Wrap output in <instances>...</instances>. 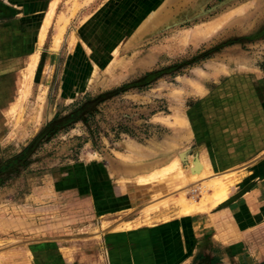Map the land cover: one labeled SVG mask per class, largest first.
Returning <instances> with one entry per match:
<instances>
[{
	"label": "rangeland",
	"instance_id": "rangeland-1",
	"mask_svg": "<svg viewBox=\"0 0 264 264\" xmlns=\"http://www.w3.org/2000/svg\"><path fill=\"white\" fill-rule=\"evenodd\" d=\"M114 1L0 0V26L30 33L39 64L24 140L40 138L4 183L13 204L34 187L70 188L65 196L52 192L50 220L59 229L49 237L75 250L77 264L93 263L101 236L116 226L183 229L198 221L205 226L196 225L191 264H234L223 255H239L236 244L246 247L248 264H264V192L239 194L236 179L208 173L193 156L185 123L187 108L214 77L264 69V0H158L116 53L117 64L98 70L78 39L80 28L111 2L107 17L130 13V4ZM113 180L118 197L100 188ZM111 209L117 214L102 217ZM248 220L256 224L239 244ZM207 234L216 246L206 243ZM12 238L0 242V264L48 263L31 250L48 235Z\"/></svg>",
	"mask_w": 264,
	"mask_h": 264
},
{
	"label": "crops",
	"instance_id": "crops-1",
	"mask_svg": "<svg viewBox=\"0 0 264 264\" xmlns=\"http://www.w3.org/2000/svg\"><path fill=\"white\" fill-rule=\"evenodd\" d=\"M122 2L130 4L129 14L113 13L107 17L105 11L111 9V2L81 25L79 34L82 33L83 38L78 39L82 40L92 64L98 70L117 64L119 58L116 53L126 38L147 14L156 12L161 5L158 0ZM114 3L117 4V0ZM32 39L30 33L18 35L14 29L0 26V208H4L0 219V242L12 236L13 241L19 242L24 235H48L47 239L31 247L34 256L38 260H48L47 264H77L78 255L73 254L75 250L68 247L65 241L57 240L56 236L49 237L56 235L55 231L59 229L50 220L53 208L50 202L54 200L52 192L65 196L70 188L56 185L53 188L34 187L26 200L14 203L16 213L13 214L10 211L13 207L11 193L8 185H4L10 175L18 173L14 166L23 161L19 157L34 138L24 140V131L30 126V123L24 122L25 114L33 113L36 103L32 88L35 79H39V64L35 65V55L31 52ZM214 79L206 92L185 112L193 156L206 164L208 173L236 179L233 184L239 194H260L264 192V69L238 70ZM26 88L29 89L25 93ZM110 178L113 179L112 176ZM114 184V180L113 183L101 181L100 188L107 195L118 197L121 193L117 192ZM86 199L93 201L91 197ZM109 211L111 213L102 217L117 214L113 209ZM126 223L134 222L128 220ZM202 223L188 224L183 229L179 224L159 222L123 228L116 226L101 236L99 251L91 264H191L198 255L194 245L197 229L205 226ZM254 224L252 220L242 224L246 230L241 231L242 236L237 243L246 244L249 241L247 236L251 229L247 228ZM206 226L211 225L208 223ZM214 237L210 239L207 234L209 239L206 243L213 247L216 246ZM243 246L237 247L236 244L233 247L234 252H240L239 255L225 254L223 257L231 261L235 259L234 264H248L250 255L242 253Z\"/></svg>",
	"mask_w": 264,
	"mask_h": 264
},
{
	"label": "trees",
	"instance_id": "trees-1",
	"mask_svg": "<svg viewBox=\"0 0 264 264\" xmlns=\"http://www.w3.org/2000/svg\"><path fill=\"white\" fill-rule=\"evenodd\" d=\"M64 122H65V121H64ZM55 126H56V123L51 124V126H49V127L47 128V130H45V132L53 130V128H55ZM45 132H44V133H45ZM39 138H40V135H38L37 138L35 139V141H33V143H32L27 149H25L24 153H23L19 158H24V157H26L27 154H29V152L31 151V148H33V146H34V142L38 141ZM19 158H18V159H19Z\"/></svg>",
	"mask_w": 264,
	"mask_h": 264
},
{
	"label": "bare ground",
	"instance_id": "bare-ground-1",
	"mask_svg": "<svg viewBox=\"0 0 264 264\" xmlns=\"http://www.w3.org/2000/svg\"><path fill=\"white\" fill-rule=\"evenodd\" d=\"M43 32L45 33V29L43 30ZM44 33H42V35H44V36H45V34H44ZM44 36H43V37H44ZM41 38H42V36H41ZM33 58H34V57H33ZM32 61H33V60H32ZM35 62H36V61H35ZM30 64H31V63H30ZM32 65H34V64L32 63ZM35 65H36V63H35ZM30 66H31V65H29V68H30ZM33 67H34V66H33ZM31 69H32V67H31ZM221 194H222V195H223V194H224V195H226L225 191H224V192H222ZM224 198H225V196H224ZM222 199H223V197H222Z\"/></svg>",
	"mask_w": 264,
	"mask_h": 264
}]
</instances>
